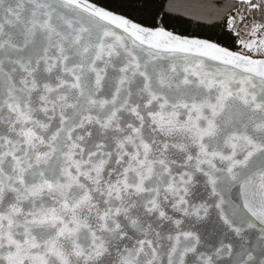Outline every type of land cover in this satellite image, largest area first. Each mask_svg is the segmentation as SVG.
<instances>
[{
	"label": "snow or ice",
	"instance_id": "1",
	"mask_svg": "<svg viewBox=\"0 0 264 264\" xmlns=\"http://www.w3.org/2000/svg\"><path fill=\"white\" fill-rule=\"evenodd\" d=\"M0 264H264V0H0Z\"/></svg>",
	"mask_w": 264,
	"mask_h": 264
}]
</instances>
